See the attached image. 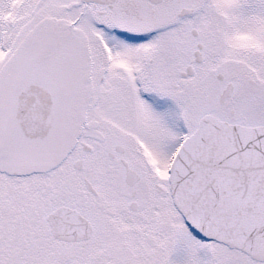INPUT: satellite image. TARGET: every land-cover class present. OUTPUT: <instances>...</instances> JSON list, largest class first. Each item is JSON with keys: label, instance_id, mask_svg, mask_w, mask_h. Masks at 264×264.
Returning <instances> with one entry per match:
<instances>
[{"label": "snow or ice", "instance_id": "1", "mask_svg": "<svg viewBox=\"0 0 264 264\" xmlns=\"http://www.w3.org/2000/svg\"><path fill=\"white\" fill-rule=\"evenodd\" d=\"M0 264H264V0H0Z\"/></svg>", "mask_w": 264, "mask_h": 264}]
</instances>
